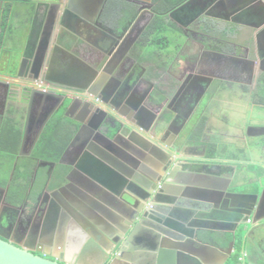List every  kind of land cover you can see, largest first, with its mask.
Here are the masks:
<instances>
[{
	"label": "flooded vegetation",
	"instance_id": "flooded-vegetation-1",
	"mask_svg": "<svg viewBox=\"0 0 264 264\" xmlns=\"http://www.w3.org/2000/svg\"><path fill=\"white\" fill-rule=\"evenodd\" d=\"M170 1L177 2L171 6ZM4 4L0 0L1 239L65 263H73L92 243L111 249L102 232L91 228L92 213L103 219L99 208L76 193L74 182L60 187L59 179L75 168L71 159L76 149L68 148L79 126L84 141L89 123L100 120L147 125L148 115L139 119L133 112L144 95L165 94L168 112L178 113L162 141L166 148L181 139L180 154H216L217 142L203 141L206 129L223 128L214 113L229 111L235 117L240 107L251 111L253 122L243 115L242 121L223 124L237 128L233 136L250 147L256 137H264V32L237 24L233 10L222 13L217 0H71L82 21L73 25L67 17L62 28L68 0L16 2L7 27ZM41 65H46L44 72ZM92 73L109 74L123 85L118 107L116 100L108 107L93 98L108 112L93 119L79 113L83 104L77 99L90 101L78 88L86 86ZM141 76L143 81L136 83ZM255 109L259 116L253 115ZM208 133L210 139L217 136ZM42 176V185L37 184ZM153 187L149 191L157 194L159 185ZM178 262L201 264L190 257Z\"/></svg>",
	"mask_w": 264,
	"mask_h": 264
},
{
	"label": "water",
	"instance_id": "water-1",
	"mask_svg": "<svg viewBox=\"0 0 264 264\" xmlns=\"http://www.w3.org/2000/svg\"><path fill=\"white\" fill-rule=\"evenodd\" d=\"M68 1V8L61 16V28L67 17L73 20V25L82 21L79 12L71 8V0ZM217 8L222 13L232 9L231 14L237 24L258 30L259 35L264 32V0H217ZM20 63L23 64L22 61ZM45 69L46 65H41V71L44 72ZM137 78L136 83L144 79L143 76ZM84 81L86 86L78 89L87 93L90 101L77 98L83 104L78 110L80 114L90 116L91 119L108 114L93 98L101 100L108 107L113 106L115 100L116 107L121 105L123 100H118L121 96V83L109 74L104 76L92 73ZM114 81L119 86L114 85ZM16 85L19 86L17 82ZM125 93L128 97L129 93ZM167 103L168 98L163 93H152L151 97L144 95L133 107V112L139 119L148 115L150 119L147 125L117 118H114L115 123L101 120L93 126L89 123V128L88 125L84 126L87 127L86 130H90L85 140L80 138L81 130L68 148L76 149L75 153H82L83 157L77 164L74 163L75 168L70 176L59 179L60 187L66 181L74 182L76 193L83 199H89L93 207L99 208L103 219L92 213L91 228L96 234H99L97 230L102 232L106 245L111 246L110 250L101 249L92 243L73 263H65L46 259L0 238V264H183L178 262V258L187 257L204 264L207 260L220 257L219 264H227L239 235H242L244 247L248 250L252 237L264 231V137H256L252 147L247 146L238 157L233 156L238 158L234 161H242V158L255 160L258 173L260 172L257 182L259 189L244 196L250 197L247 199H250V203L244 205L246 209L243 215L235 220L239 223L233 230V241L229 244L231 251H222L200 237L205 229L201 227L203 223L200 219L206 215L193 216L194 213L183 208L197 207L199 201L216 203L217 200L219 203L224 193L236 198L238 195L230 194L228 190L234 179L239 181V174H243V170H238L236 165L230 166L234 169L231 179H221L222 172L219 168L222 169V164L181 161V139L165 148L162 139L169 127L179 119L178 113L168 112ZM125 104L127 105V101ZM118 137L124 141H120ZM214 155L218 156L219 152ZM153 158L154 162L163 166L162 173L150 168L149 160ZM62 161L64 158L60 163ZM201 165L207 169L198 168ZM202 173L205 174L204 178ZM175 176L179 179H175ZM153 184V191L159 185L157 194L149 191ZM217 206L219 204H215ZM172 218H176V221ZM189 219L192 221L188 222ZM114 238L116 240L112 241ZM134 240L136 244L138 241L140 244H135L133 248L131 243ZM91 245L100 254H93Z\"/></svg>",
	"mask_w": 264,
	"mask_h": 264
},
{
	"label": "crops",
	"instance_id": "crops-1",
	"mask_svg": "<svg viewBox=\"0 0 264 264\" xmlns=\"http://www.w3.org/2000/svg\"><path fill=\"white\" fill-rule=\"evenodd\" d=\"M66 1L67 0H65V2ZM212 116L213 115L210 116L209 123L214 120ZM79 127L77 128L78 133L80 132L79 129H82V127ZM210 128L211 129L208 128V130L206 129V132L203 135V141L204 143H208L211 140H214L212 142H217V151L219 152L218 156L213 154L204 156L195 152H191L190 150H186L185 152L181 153L179 157L183 158L186 161L198 160L199 163L202 164H222V169L219 168V170L222 172L221 179H231V175L234 169L230 166L236 165L238 170L242 168L243 174H239V181H236V179H234L231 183V188H229L228 190L230 194H235L238 196L236 198H233L229 197L230 195H228L227 193H224V196L221 198L219 203L217 202V200L216 203L210 202L208 200L199 201V204H196L197 207H186L183 209L187 212L194 213L193 216L196 214L206 215L203 219H200V221L203 223L201 227L206 229H204V232L201 233L200 237L204 242L218 246L222 249V251L230 252L231 249L229 248V244L233 241V230L239 223L238 220H235L238 216L243 215L242 213L246 209L244 205L250 203V199L247 200L250 197L244 196L252 194L259 189V185L257 184V182L259 177L258 174L260 172L258 173V168L255 169L251 167V163H255V160L252 161L249 159H245V165L239 163V160L234 161L238 158L235 159L233 158V156L236 155L243 148L247 147L246 141L236 139L232 133H228L230 136L222 135L220 139H218L217 136H214V139H210L208 137L210 136L208 132H216L217 135V130L213 127ZM82 157V153H80V155H77V153H75L71 159L72 164H77L78 161H81ZM154 161V158L153 160L150 159L151 169L162 173L163 166L158 165L159 163ZM203 173L201 175L204 178L205 174ZM236 173H238V171ZM215 204H219V206L215 207ZM193 216H191V218ZM172 220L176 221V218H172ZM192 220L189 219L188 222H191ZM137 244H140L139 241L137 242ZM233 254L234 250L232 251L230 257ZM240 258L241 264H264V231L262 233L255 234L252 237L248 250L244 247V249L241 251ZM220 262V257H214L211 261L207 260L206 264H219ZM200 263L204 264L203 262Z\"/></svg>",
	"mask_w": 264,
	"mask_h": 264
},
{
	"label": "rangeland",
	"instance_id": "rangeland-1",
	"mask_svg": "<svg viewBox=\"0 0 264 264\" xmlns=\"http://www.w3.org/2000/svg\"><path fill=\"white\" fill-rule=\"evenodd\" d=\"M19 7H21V6H19ZM16 22V21H15ZM18 22V21H17ZM150 51H149V49H148V53H149ZM240 110H242V112H239L238 113V115L237 116H235L234 117V113H231V112H229V111H224V112H222V114H218V116H217V113H214V116H216L217 118H220V121H217V122H219V127H223V128H221V129H219L218 131H217V137H221L222 135H224V136H228L229 134L228 133H233V132H235V131H237L238 129L237 128H234V127H229V125H227V127H226V124H223V123H226L225 121L227 120L230 124L231 123H233V121H236V120H239V121H242L243 120V118H244V116L243 115H245V116H247V120L248 121H250V122H253L252 121V118H251V111L250 112H245V108H242V107H240L239 108ZM260 111L259 110H257V109H255L254 110V114L253 115H255V116H259V113ZM223 118V119H222ZM222 121H224V122H222ZM228 123V124H229ZM247 124V123H246ZM254 124H256V122H254ZM233 126V125H232ZM222 134V135H221ZM230 136V135H229ZM247 147H245V148H243L241 151H239L237 154H236V156L238 157V155H239V153H241V152H243V151H245V149H246ZM245 159L244 158H242V161H239V163H241L242 165H245ZM13 163V162H12ZM252 164V168H258V166L255 164V163H251ZM242 169V168H241ZM44 181V176H42L40 179H39V181H38V183L37 184H41L42 182ZM42 185V184H41Z\"/></svg>",
	"mask_w": 264,
	"mask_h": 264
},
{
	"label": "trees",
	"instance_id": "trees-1",
	"mask_svg": "<svg viewBox=\"0 0 264 264\" xmlns=\"http://www.w3.org/2000/svg\"><path fill=\"white\" fill-rule=\"evenodd\" d=\"M19 1H24V2H27L28 0H4L5 4H4V8H5V11L3 12V16H4V26H8V20L10 18V16H12V12H15L16 9L14 7L15 3L16 2H19ZM177 2V1H176ZM176 2H171L170 1V4L171 6H174L176 4ZM6 26V27H7ZM203 123H202V126H200V131L203 130ZM43 146H48V141L46 142V145L43 144ZM62 150H60L58 152V157L59 155L61 154ZM214 155V154H213ZM242 235H239L235 241V245H234V254L230 257L229 261L227 264H241V258H240V255H241V251L244 249V244H243V241H242Z\"/></svg>",
	"mask_w": 264,
	"mask_h": 264
}]
</instances>
